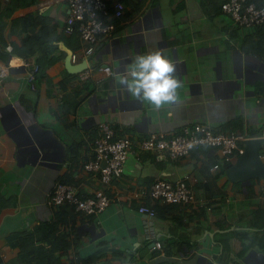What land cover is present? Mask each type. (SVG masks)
Listing matches in <instances>:
<instances>
[{
  "label": "crops",
  "instance_id": "obj_1",
  "mask_svg": "<svg viewBox=\"0 0 264 264\" xmlns=\"http://www.w3.org/2000/svg\"><path fill=\"white\" fill-rule=\"evenodd\" d=\"M114 1H106L111 10ZM120 1L122 17H111L117 35L84 59L85 43L63 31L68 0H0V264H84L87 257L88 264H264V180L229 179L240 155L223 162L215 147L162 161L134 148L122 176L107 185L105 211L50 204L58 181L82 198L102 186L83 163L103 123L133 144L195 123L259 137L264 162V24L238 25L221 9L224 0ZM156 49L182 82L180 102L160 110L132 101L113 80L135 55ZM10 59L28 64L10 67ZM35 64L31 88L26 76ZM184 175L205 207L158 203L153 217L138 212L151 200L135 197L137 190L156 176Z\"/></svg>",
  "mask_w": 264,
  "mask_h": 264
},
{
  "label": "built area",
  "instance_id": "obj_2",
  "mask_svg": "<svg viewBox=\"0 0 264 264\" xmlns=\"http://www.w3.org/2000/svg\"><path fill=\"white\" fill-rule=\"evenodd\" d=\"M107 0H68V13L63 22V31L66 34L77 33L85 43L82 56L86 59L94 51L95 45L102 38L112 39L115 34V23L112 18H121L125 5L122 1L113 2L112 10L108 7ZM221 9L228 13L234 21L241 26L252 27L264 24V0H224ZM79 54L72 53V60H76ZM10 59L8 66L28 64L22 60L15 64ZM102 70L110 74L112 69L104 65ZM5 65L0 64V75L5 73ZM39 71L37 64L27 72V81L31 88H35L36 74ZM82 78H85L83 75ZM264 95V91H263ZM102 133L94 139L93 157L83 163L86 171L96 172L99 175L101 187L97 188L90 197L77 195L75 187L69 183L58 181L49 195V202L53 205H70L75 212L85 215L97 214L105 211L110 205V197L107 185L113 178H120L124 165L134 148L151 152L155 160L178 159L192 150L201 146L215 147L220 150L223 162L244 152L239 141L246 137L235 133L213 132L204 124L195 123L184 125L166 136L163 133L152 132L149 136L133 144L129 135H115L107 124H101ZM214 164L212 168H217ZM191 179L188 175L171 180L165 176H156L151 184L134 193L135 197H149L159 203H184L202 207L204 203L197 198L188 183ZM195 180V179H192ZM144 217H153L155 209L146 203L137 208Z\"/></svg>",
  "mask_w": 264,
  "mask_h": 264
},
{
  "label": "clouds",
  "instance_id": "obj_3",
  "mask_svg": "<svg viewBox=\"0 0 264 264\" xmlns=\"http://www.w3.org/2000/svg\"><path fill=\"white\" fill-rule=\"evenodd\" d=\"M113 80L132 101L155 110L180 102L178 90L182 82L176 74V64L164 49L135 55L122 71L113 74Z\"/></svg>",
  "mask_w": 264,
  "mask_h": 264
},
{
  "label": "water",
  "instance_id": "obj_4",
  "mask_svg": "<svg viewBox=\"0 0 264 264\" xmlns=\"http://www.w3.org/2000/svg\"><path fill=\"white\" fill-rule=\"evenodd\" d=\"M261 140L259 137L245 140L244 152L238 157L237 163L226 170L229 179L244 180L250 177H261L264 180V162L261 160L259 152ZM153 246L154 243L149 244L140 252V255L146 253Z\"/></svg>",
  "mask_w": 264,
  "mask_h": 264
},
{
  "label": "trees",
  "instance_id": "obj_5",
  "mask_svg": "<svg viewBox=\"0 0 264 264\" xmlns=\"http://www.w3.org/2000/svg\"><path fill=\"white\" fill-rule=\"evenodd\" d=\"M76 33H73V34H71V35H75ZM149 200H151V201H147L146 202V204L147 205H149V206H151L152 208H156L157 206H158V201H156V200H153V199H149ZM145 203V202H144ZM51 204V203H50ZM51 205H53V204H51ZM197 207H199V206H197ZM202 207H205V204L202 206ZM206 208H207V206H206ZM263 223H264V221H263ZM43 229V228H42ZM51 229H52V232H53V229L54 228H50V229H48L49 230V232H47L45 235H44V237L43 238H41L42 240H47V241H49V238H50V234H51ZM50 260H51V258H49ZM91 261V258L90 257H87V258H85L84 259V264H88L89 262ZM47 264H51V262L50 261H47Z\"/></svg>",
  "mask_w": 264,
  "mask_h": 264
}]
</instances>
